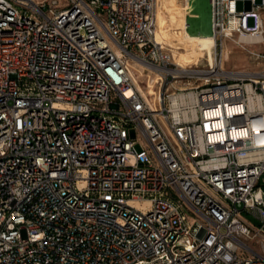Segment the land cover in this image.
<instances>
[{
	"label": "built area",
	"instance_id": "2783aa9c",
	"mask_svg": "<svg viewBox=\"0 0 264 264\" xmlns=\"http://www.w3.org/2000/svg\"><path fill=\"white\" fill-rule=\"evenodd\" d=\"M155 8L0 0V264H264V65L221 64L264 38V0H209L194 85L211 66L173 62Z\"/></svg>",
	"mask_w": 264,
	"mask_h": 264
},
{
	"label": "rangeland",
	"instance_id": "374dc122",
	"mask_svg": "<svg viewBox=\"0 0 264 264\" xmlns=\"http://www.w3.org/2000/svg\"><path fill=\"white\" fill-rule=\"evenodd\" d=\"M60 1L62 3L63 0ZM157 6L158 34L167 48L173 51L174 59L181 61L184 66L191 69H206L209 65H213L215 57L209 25V0H158ZM240 44L225 39L222 55L223 68L260 70L264 65V58L256 54L264 52V38L255 43L241 42ZM220 49V45H217V58H219ZM128 64L141 88L150 100L154 101L158 93L159 79L132 60L128 61ZM200 75L195 74L189 78V83L193 85L200 83L202 81ZM259 186L264 190V174L260 178ZM134 205L139 209L148 206L141 202H136ZM242 216L252 224L260 223L259 218L254 214L242 211Z\"/></svg>",
	"mask_w": 264,
	"mask_h": 264
},
{
	"label": "bare ground",
	"instance_id": "6f19581e",
	"mask_svg": "<svg viewBox=\"0 0 264 264\" xmlns=\"http://www.w3.org/2000/svg\"><path fill=\"white\" fill-rule=\"evenodd\" d=\"M157 1L158 0H156V8H155V12H156V28H155V38L158 40V42H161L162 44H164L165 46H167L166 44H165V42L162 40V38L159 36V30H158V25H157V14H158V6H157ZM211 33V35H212V42H213V44H214V53H215V38H214V36H213V34H212V32H210ZM242 41H245V42H248V43H253V42H257V41H260L261 39H262V36H257V37H252V38H250V37H241L240 38ZM170 48V47H169ZM170 51H171V53H172V59H173V62H175V63H177L179 66H182L183 68H188L187 66H184L183 64H182V62L181 61H179V60H175L174 59V56H173V51L171 50V48H170ZM223 49H222V53H221V64H222V55H223ZM214 57H215V55H214ZM217 64H218V61H217V58L215 57L214 58V63H213V65H209V66H211V69H209V70H207V71H196V72H194L193 71V73L195 74V73H204V74H207V73H211V72H215V73H217V71L215 70V66H217ZM238 72H240V71H238ZM132 75H133V78L135 79V81L136 82H138L137 81V78H136V76L133 74V72H132ZM156 106H157V104H156Z\"/></svg>",
	"mask_w": 264,
	"mask_h": 264
}]
</instances>
